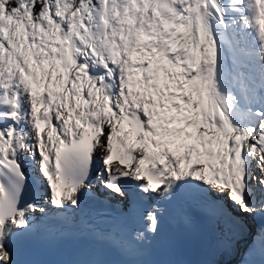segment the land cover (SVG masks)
I'll return each instance as SVG.
<instances>
[{"label": "snow or ice", "instance_id": "1", "mask_svg": "<svg viewBox=\"0 0 264 264\" xmlns=\"http://www.w3.org/2000/svg\"><path fill=\"white\" fill-rule=\"evenodd\" d=\"M193 212L264 216V0H0V264L63 230L170 264L146 246Z\"/></svg>", "mask_w": 264, "mask_h": 264}]
</instances>
